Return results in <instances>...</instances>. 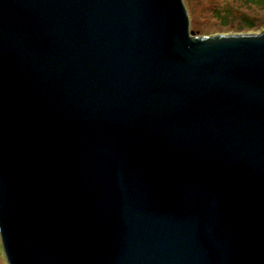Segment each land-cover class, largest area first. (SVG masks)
Instances as JSON below:
<instances>
[{"label": "water", "instance_id": "95a60500", "mask_svg": "<svg viewBox=\"0 0 264 264\" xmlns=\"http://www.w3.org/2000/svg\"><path fill=\"white\" fill-rule=\"evenodd\" d=\"M183 0H0L8 264H264V31Z\"/></svg>", "mask_w": 264, "mask_h": 264}, {"label": "rangeland", "instance_id": "374dc122", "mask_svg": "<svg viewBox=\"0 0 264 264\" xmlns=\"http://www.w3.org/2000/svg\"><path fill=\"white\" fill-rule=\"evenodd\" d=\"M195 38L264 31V0H183ZM0 264H8L0 237Z\"/></svg>", "mask_w": 264, "mask_h": 264}, {"label": "trees", "instance_id": "16d2710c", "mask_svg": "<svg viewBox=\"0 0 264 264\" xmlns=\"http://www.w3.org/2000/svg\"><path fill=\"white\" fill-rule=\"evenodd\" d=\"M257 1V0H256Z\"/></svg>", "mask_w": 264, "mask_h": 264}]
</instances>
